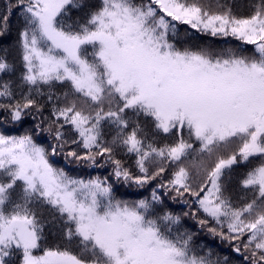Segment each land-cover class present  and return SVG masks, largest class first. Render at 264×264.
I'll list each match as a JSON object with an SVG mask.
<instances>
[{"label":"snow or ice","instance_id":"6c2138e0","mask_svg":"<svg viewBox=\"0 0 264 264\" xmlns=\"http://www.w3.org/2000/svg\"><path fill=\"white\" fill-rule=\"evenodd\" d=\"M249 7L7 0L0 37L18 15L23 71L19 83L0 82V264L16 252L20 264H232L202 247L198 230L264 264V0ZM72 9L82 15L71 19ZM177 24L252 52L178 47ZM4 52L0 76L15 70ZM57 84L67 91L53 94ZM45 133L54 143L37 142ZM61 153L110 172L70 175L52 162ZM118 184L150 195L118 198ZM57 221L59 244L44 247Z\"/></svg>","mask_w":264,"mask_h":264},{"label":"trees","instance_id":"16d2710c","mask_svg":"<svg viewBox=\"0 0 264 264\" xmlns=\"http://www.w3.org/2000/svg\"><path fill=\"white\" fill-rule=\"evenodd\" d=\"M206 4H213L217 2V0H204ZM219 3L228 4L233 6V11L238 15H247L250 12V4L253 0H218ZM7 0H0V15L4 13L5 4ZM82 15V13L78 12L76 9H72L70 16L71 19H75L77 16ZM9 34L4 37H0V55H4V49H7V58L9 63H12L15 66V70L13 73L8 76H0V82L6 79H11L16 83L20 82V75L23 71V66L21 62V52L18 45V33L21 28V20L18 15L13 14L9 20ZM178 47L184 48L188 47L193 50H197L200 48H206L213 50L214 52L227 54L228 49L233 50H244L246 54H251L253 46L245 45L243 42L236 40L234 37H222L216 36L213 37L208 34L197 32L194 29H191L188 25L177 24V30L175 37H170ZM27 87V86H25ZM45 91L47 88L45 87ZM62 91H67L66 85L57 84L53 89V94H59ZM50 107V105H49ZM141 121L144 122V118L140 117ZM150 126V125H149ZM31 128V122L25 124L24 126H9L8 131L11 135H23L26 131ZM186 136V133H185ZM187 138V137H186ZM37 142L45 144L48 146L54 141L51 140V137H48L45 133L43 136L37 137ZM161 142H168L167 137H164L163 134L160 137ZM52 162L58 166L62 167L67 171L70 175L80 177V178H88L94 177L96 175H108L110 172V166H106L103 169L89 167L85 165L78 164L73 162L71 159H66L63 153L58 154L51 158ZM244 170V165L234 166L233 172V180L231 182V187L233 189V195L236 196L239 194V190L235 186V175ZM116 194L118 198H123L127 200H137L140 198L148 197L150 195L149 188L137 189L134 186L125 187L123 184H118L116 186ZM168 207L179 213L182 210H188L186 206L183 204L172 203L167 201ZM44 218L49 219V213L44 211ZM185 225L192 229L198 230L195 221L192 219H186L184 221ZM56 223H48L45 226V236L46 240L44 242V247H56L59 244L58 240V229ZM199 231V236L197 240L199 242H203V245H207L213 249L214 252L219 253L220 255L229 256L232 264H245V262L241 261L240 257L231 251L230 245L225 242H221L218 238H212L206 232L202 230ZM207 250L206 248L204 249ZM21 256L19 252H16L11 258H9V264H20Z\"/></svg>","mask_w":264,"mask_h":264}]
</instances>
